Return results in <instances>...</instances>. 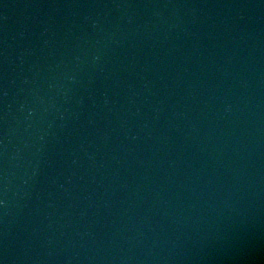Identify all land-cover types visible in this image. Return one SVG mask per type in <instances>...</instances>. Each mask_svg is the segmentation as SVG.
<instances>
[{"label": "water", "instance_id": "obj_1", "mask_svg": "<svg viewBox=\"0 0 264 264\" xmlns=\"http://www.w3.org/2000/svg\"><path fill=\"white\" fill-rule=\"evenodd\" d=\"M0 264H264V0H0Z\"/></svg>", "mask_w": 264, "mask_h": 264}]
</instances>
